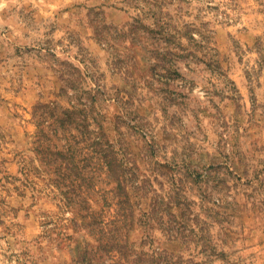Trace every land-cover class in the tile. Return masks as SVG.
I'll use <instances>...</instances> for the list:
<instances>
[{"label": "rangeland", "instance_id": "rangeland-1", "mask_svg": "<svg viewBox=\"0 0 264 264\" xmlns=\"http://www.w3.org/2000/svg\"><path fill=\"white\" fill-rule=\"evenodd\" d=\"M0 1V264H264V0Z\"/></svg>", "mask_w": 264, "mask_h": 264}, {"label": "crops", "instance_id": "crops-1", "mask_svg": "<svg viewBox=\"0 0 264 264\" xmlns=\"http://www.w3.org/2000/svg\"><path fill=\"white\" fill-rule=\"evenodd\" d=\"M5 12H7V10L4 8L2 1H0V26H2L1 23H3L5 21V19L2 17L3 13L5 14ZM13 20L14 19H12V22H13ZM9 22H10V19L8 18L7 23H9ZM0 41H1V39H0Z\"/></svg>", "mask_w": 264, "mask_h": 264}, {"label": "trees", "instance_id": "trees-1", "mask_svg": "<svg viewBox=\"0 0 264 264\" xmlns=\"http://www.w3.org/2000/svg\"><path fill=\"white\" fill-rule=\"evenodd\" d=\"M85 210V209H82V211ZM84 218V217H83Z\"/></svg>", "mask_w": 264, "mask_h": 264}]
</instances>
